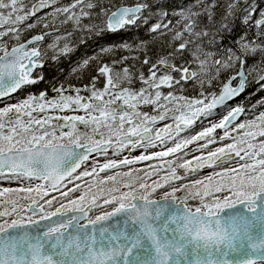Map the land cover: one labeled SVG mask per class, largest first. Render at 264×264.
Returning <instances> with one entry per match:
<instances>
[{
    "label": "snow or ice",
    "instance_id": "6c2138e0",
    "mask_svg": "<svg viewBox=\"0 0 264 264\" xmlns=\"http://www.w3.org/2000/svg\"><path fill=\"white\" fill-rule=\"evenodd\" d=\"M132 27L170 50L153 61L124 42L130 55L73 67L97 61L90 84L29 90L77 40ZM250 87L264 92L253 0L171 18L147 0H0V98L15 100L0 106V180L17 184L0 187V264H264V96L229 103Z\"/></svg>",
    "mask_w": 264,
    "mask_h": 264
},
{
    "label": "trees",
    "instance_id": "16d2710c",
    "mask_svg": "<svg viewBox=\"0 0 264 264\" xmlns=\"http://www.w3.org/2000/svg\"><path fill=\"white\" fill-rule=\"evenodd\" d=\"M133 1L135 0H114L115 3H131ZM147 2L152 6L153 11H156L158 7H165V9L169 12V18H171V12L173 9L178 10L179 7L189 5L191 2H193V0H147ZM257 2L259 5H261L260 0H257ZM219 13L220 9H217V20L219 19ZM204 20L206 23V17L204 18ZM40 31L41 29L37 28L34 31L29 32L28 35L38 33ZM233 31H235V28ZM233 39L234 37H228L229 41L226 44H231ZM169 40L170 36L160 37L159 35L150 34L145 27H132L127 30L115 33H89L85 36L84 43L81 44L77 40L75 44V50L69 56L62 57L56 63L49 61L43 68L45 76L44 81L37 85L31 86L29 90L31 92L38 93L39 91L48 88L49 95H51L52 93L50 91L49 85L53 78H55L59 82L64 83L65 87H67L68 84L71 83L77 88H82L84 84L91 83V77L93 75H98V73L96 72L97 61H93L88 68L84 69L81 72H72L73 67H76L78 62L82 61L84 58L96 56L97 60L111 61L113 58L118 59L121 56L130 55V53H128L126 50L119 47L122 43L127 42L135 46L141 41H144L147 44L146 51L148 52V55L152 58L153 61H155L158 56L164 55L170 50L167 44V41ZM108 47H113V51L107 53L101 51V49ZM140 58L141 60L143 59L142 54ZM128 63L131 64L133 62L129 61ZM136 67L147 72V66L142 67L139 63H137ZM102 85L103 78L101 77L97 80V86ZM72 94L74 95L75 93Z\"/></svg>",
    "mask_w": 264,
    "mask_h": 264
},
{
    "label": "flooded vegetation",
    "instance_id": "af4514ba",
    "mask_svg": "<svg viewBox=\"0 0 264 264\" xmlns=\"http://www.w3.org/2000/svg\"><path fill=\"white\" fill-rule=\"evenodd\" d=\"M261 7H264V3H261L260 6L257 7V9L259 10ZM258 11L257 13H254V15H256L258 17ZM244 27L243 25L240 24L239 20H237L235 22V31L231 32L230 35L228 34H225L226 37H225V40H224V43H227L229 40H228V37H237L239 36L243 31H244ZM108 61V62H107ZM99 63H110L111 61L110 60H106V61H103V60H98ZM249 63L251 64L252 63V60L251 58L249 59ZM140 86V83L139 81H136V84H135V87H139ZM101 87V86H100ZM249 92H254V89L253 88H248V90L241 94L239 97H237L236 99L230 101L229 103L232 104V105H235L236 103H244L246 105H251L253 103H255V101L257 99H259L260 96H264V92H256L254 95L250 96L248 95ZM34 93V92H32ZM27 93H25L26 95ZM222 113V112H221ZM223 114V113H222ZM226 114V113H225ZM197 130H199V128H197ZM218 131H221V130H218ZM140 151L142 150H136L132 153H128V152H125L123 153L124 155H139L140 154ZM196 154H199V153H196ZM190 158V157H189ZM100 159H103L102 157ZM146 163H156V161H151V162H141L140 164L137 165V167H142L144 164ZM208 171H211V169H209ZM205 175H207V172L204 173Z\"/></svg>",
    "mask_w": 264,
    "mask_h": 264
},
{
    "label": "rangeland",
    "instance_id": "374dc122",
    "mask_svg": "<svg viewBox=\"0 0 264 264\" xmlns=\"http://www.w3.org/2000/svg\"><path fill=\"white\" fill-rule=\"evenodd\" d=\"M64 2L65 3H67V2H70V0H64ZM195 2V0H193V2H191L190 4H193ZM254 3H256V6H258L259 4H258V2H257V0H255L254 1ZM189 4V5H190ZM188 5H186V6H184V7H187ZM261 8H264V7H261ZM260 8V9H261ZM42 15V14H41ZM97 87H100V86H97ZM103 87V85L100 87V88H102ZM82 95H86V93H81ZM19 98H22V97H19ZM19 98H17V99H19ZM3 102H15V100H13V101H7V99L5 100V101H3ZM3 102H0V106H3ZM223 113V114H222ZM221 113V116L222 115H224L225 113H226V110L224 111V112H222ZM78 114H82V113H78ZM220 119V116H218V117H216V120L218 121ZM154 150H159V148H157V149H154ZM17 186V184L15 183V182H9V181H7V180H0V187H16Z\"/></svg>",
    "mask_w": 264,
    "mask_h": 264
},
{
    "label": "water",
    "instance_id": "95a60500",
    "mask_svg": "<svg viewBox=\"0 0 264 264\" xmlns=\"http://www.w3.org/2000/svg\"><path fill=\"white\" fill-rule=\"evenodd\" d=\"M132 4V3H131ZM34 34H36V33H33V34H31V35H34ZM30 36V35H29Z\"/></svg>",
    "mask_w": 264,
    "mask_h": 264
}]
</instances>
